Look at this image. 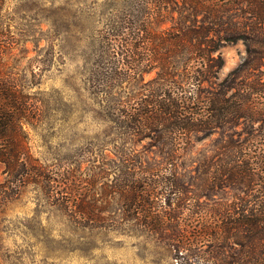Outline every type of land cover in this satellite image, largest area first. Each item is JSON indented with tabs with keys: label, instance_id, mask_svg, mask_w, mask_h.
Listing matches in <instances>:
<instances>
[{
	"label": "trees",
	"instance_id": "obj_1",
	"mask_svg": "<svg viewBox=\"0 0 264 264\" xmlns=\"http://www.w3.org/2000/svg\"><path fill=\"white\" fill-rule=\"evenodd\" d=\"M8 3L0 0V210L29 186L53 185L32 156L25 128L40 118L41 100L30 92L39 84L26 86L20 76L28 40L12 30ZM110 7L87 73L90 87L108 100L106 121L113 131L127 130L112 135L127 140L125 146L150 138L157 153L171 159L188 153L192 142L221 134L218 160L205 163L199 179L211 192H234L230 203L201 204L165 184L168 200L175 194L179 214L190 216L182 224L166 221L164 206L150 212L153 207L132 204L133 180L120 190L131 203L127 211L150 215L158 231L175 236L161 239L173 249L170 264H264V0H113ZM239 41L246 57L212 89L225 64L221 49ZM56 53L49 46L44 59L30 58L31 71L35 62L51 66ZM134 83L141 84L139 96L132 95L139 99L123 105L118 90ZM113 145L134 154L132 147ZM60 175L58 183L70 193L66 205L100 222V209L84 192H74V169Z\"/></svg>",
	"mask_w": 264,
	"mask_h": 264
},
{
	"label": "rangeland",
	"instance_id": "obj_2",
	"mask_svg": "<svg viewBox=\"0 0 264 264\" xmlns=\"http://www.w3.org/2000/svg\"><path fill=\"white\" fill-rule=\"evenodd\" d=\"M112 3L9 0L12 30L28 40V59L18 67L26 71H20V76L26 86L39 84L30 86V92L41 100L40 118L25 128L32 156L53 185L29 186L0 210V264H170L173 249L161 239L175 236L158 231L150 215L127 211L131 203L120 190L133 180L136 200L132 204L153 207L150 212L164 206L161 215L168 222L185 224L190 219L179 214L175 194L168 200L170 191L163 186L169 182L201 204L234 200V192H211L199 179L203 165L218 160L221 134L194 141L188 153L171 159L157 153L150 138L134 145L128 142L134 154L116 151L113 143L122 147L127 140L115 139L112 132L122 136L127 130L113 131L106 121L108 100L90 87L87 73ZM49 46L57 52L53 64L35 62L31 71L30 58L44 59ZM221 53L225 64L212 78L215 90L243 62L246 45L229 44ZM154 77L155 73L146 76L145 83ZM140 86L123 85L118 100L123 105L136 103L139 98L134 100L132 95ZM68 167L74 169V192H84L86 201L100 209V222L76 214L64 202L70 193L58 182L64 180L60 174ZM3 170L0 164V183Z\"/></svg>",
	"mask_w": 264,
	"mask_h": 264
}]
</instances>
